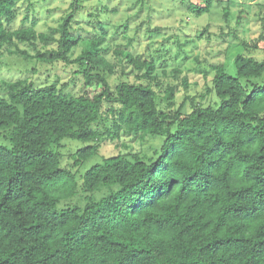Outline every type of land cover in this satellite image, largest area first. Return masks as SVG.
I'll list each match as a JSON object with an SVG mask.
<instances>
[{
    "label": "trees",
    "instance_id": "trees-1",
    "mask_svg": "<svg viewBox=\"0 0 264 264\" xmlns=\"http://www.w3.org/2000/svg\"><path fill=\"white\" fill-rule=\"evenodd\" d=\"M18 1L0 0V51L27 63L77 65L85 89H99L75 95L57 84L3 82L0 140L11 147L0 146V264H264V60L238 55L235 76L211 66L210 102H192L184 114L185 103L176 108L177 86L165 91L162 108L149 82L156 80L154 57L117 51L127 79L113 90L108 76L116 66L103 47L104 25L93 38L73 33L85 0H73V12L51 33L35 24L13 29ZM209 1H190L187 9L202 17ZM53 43L58 50L47 57L40 48ZM245 49L264 51V33ZM131 71L147 83H131ZM107 104L112 143L122 132L164 142L152 153L104 156L80 185V168L101 156L95 125ZM64 140L85 145L71 155L75 171L64 165ZM71 200L80 202L58 211Z\"/></svg>",
    "mask_w": 264,
    "mask_h": 264
},
{
    "label": "rangeland",
    "instance_id": "rangeland-1",
    "mask_svg": "<svg viewBox=\"0 0 264 264\" xmlns=\"http://www.w3.org/2000/svg\"><path fill=\"white\" fill-rule=\"evenodd\" d=\"M203 0H85L75 14L73 33L80 39L93 38L102 34L99 23L106 30L104 49L108 52V60L115 64V73L108 76L113 90L126 80L120 76L121 57L119 50L134 51L144 60L158 59L156 62V80L149 81L159 94L162 108L166 105L165 91L170 87H178L175 95L176 108L185 103L184 114L192 110L193 104H208L211 100L214 71L211 66L221 64L230 76L236 75L235 58L246 55L257 61L264 60V51L247 52L245 44L255 41L264 33V0H210L211 11L202 17H195L187 9L189 2ZM73 0H19L18 16L12 25L13 29L29 28L33 24L39 33H51L58 30L67 15L73 12ZM59 38V35H56ZM58 43L48 45L42 53L56 52ZM20 49L28 51L32 56L35 49L21 45ZM82 47L74 49L71 58L76 59ZM161 58V60H160ZM27 63L17 56L0 51V90L4 81L28 79L35 87L57 84L65 92L79 95L85 91H98V87H84L82 70L77 65L64 62L55 64ZM35 70V71H33ZM80 71V72H79ZM137 71H131L128 80L131 83H147L137 78ZM184 81L187 82L186 87ZM148 82V83H149ZM264 85V77L258 81ZM6 95V94H5ZM3 95V97H6ZM105 105L103 121L95 125L102 134L98 143L102 146L101 156L86 162L79 170L77 180L81 185V177L95 163H102L104 156L111 154L152 153V149H160L164 139L141 142L134 135L121 133L120 143L111 142L109 131L115 122ZM118 107H116L117 109ZM61 153L65 155L64 165L73 168L71 155L85 145L72 140H64ZM0 146L10 148V144L0 140ZM88 196L85 193V197ZM86 199H82V204ZM79 200L61 203L58 211L68 205L73 206Z\"/></svg>",
    "mask_w": 264,
    "mask_h": 264
}]
</instances>
